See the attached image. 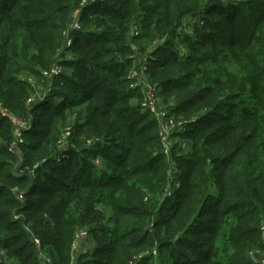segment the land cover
I'll return each mask as SVG.
<instances>
[{
  "label": "trees",
  "instance_id": "1",
  "mask_svg": "<svg viewBox=\"0 0 264 264\" xmlns=\"http://www.w3.org/2000/svg\"><path fill=\"white\" fill-rule=\"evenodd\" d=\"M82 3L0 0V103L13 116L0 108V264H153V250L162 264H264V0ZM197 16L181 57L174 39ZM136 44L186 122L169 155L125 79ZM58 63L29 108L28 78L45 86ZM15 115L31 127L20 152ZM82 229L91 240L75 258Z\"/></svg>",
  "mask_w": 264,
  "mask_h": 264
},
{
  "label": "built area",
  "instance_id": "2",
  "mask_svg": "<svg viewBox=\"0 0 264 264\" xmlns=\"http://www.w3.org/2000/svg\"><path fill=\"white\" fill-rule=\"evenodd\" d=\"M103 0H83L82 6H86L87 3H96V2H102ZM82 13L78 12L75 17L73 18L70 26L68 29H66L63 32V35L66 39V47L70 48L73 44V33L76 31H80L82 29ZM202 16L197 17H190L188 18L181 27L178 29V36L174 39V41L177 44H180V48L185 49L181 43L180 37L184 33H192L194 27L201 22ZM143 19V18H142ZM142 33V24L141 22H135L132 26L131 34L133 37H139ZM181 57H184V53L181 51L180 53ZM66 56H69L67 54ZM140 54L138 57V60L136 63H134L133 68L128 72L127 78L131 82V89L132 90H139L142 97L140 99V106L143 108L145 112L150 113L158 122L160 126V136L162 140V146L163 151L166 155H169L171 152V147H169L168 142H170L171 135H174V133H184L186 132V122L183 119H180L176 117L174 114H171L170 111L163 109L160 104L157 102L156 96L161 92V88L158 85L153 84L150 82L148 78V67L147 64L144 63V61L141 60ZM63 59V58H62ZM61 59L59 58V61ZM64 71V68H62L59 63L55 65V67L50 72H44V77L46 79L45 86L39 83L38 79V86H33V79L36 77H29L28 82L33 87L34 91H36L35 94H33L28 99V106L31 108L33 105L40 103L43 101L50 93L52 92L53 88V80L61 75ZM36 80V79H35ZM41 88V89H39ZM0 108L4 113L7 115H11L10 111L3 107V105L0 103ZM12 116V115H11ZM13 117V116H12ZM14 121L16 125L15 129V151L20 152L19 145L23 143V133L27 130H29L31 127L28 125L27 122L23 121L21 117L15 115ZM72 134V129L69 126L64 131V137L59 142L60 148H63L65 143H63V140L65 141L66 138L70 137ZM65 155L61 153V156H59L60 159L64 158ZM22 198V197H21ZM90 233L87 229L80 230L76 236L75 240L73 242V250H76L77 247L90 239ZM35 243L38 245L40 244V241L38 239H35ZM153 256L156 258L158 253L156 250L152 251ZM142 256V255H141ZM44 264H52V261L49 257L44 255Z\"/></svg>",
  "mask_w": 264,
  "mask_h": 264
},
{
  "label": "rangeland",
  "instance_id": "3",
  "mask_svg": "<svg viewBox=\"0 0 264 264\" xmlns=\"http://www.w3.org/2000/svg\"><path fill=\"white\" fill-rule=\"evenodd\" d=\"M239 1H242V0H223V2L224 3H233V2H239ZM184 44V43H183ZM137 46H136V49H142L143 48V46L142 45H140V44H136ZM185 45V44H184ZM175 50H177V51H179V52H183L184 53V55H186V53L187 52H189L190 53V49H183V48H180V47H176L175 48ZM146 52V50H141V52H139V54L140 55H142V54H144ZM66 70H70V68H68V67H66L65 68ZM128 75V74H127ZM127 75L125 76V79H126V81H127V83H128V89H131V82L129 81V79L127 78ZM36 79V80H35ZM35 79H33V86H37V87H40V86H38V81H37V78H35ZM149 81H151V80H149ZM152 82V81H151ZM156 85V84H155ZM39 89H41V88H39ZM36 93V91H33L32 92V95L33 94H35ZM165 98V96L164 95H162V94H158L157 96H156V99H157V102L160 104V106L163 108V109H165V110H170V104H171V102L170 101H167L166 99H164ZM60 98H56L55 99V101H58ZM133 103H135V104H138V103H140L138 100H134L133 101ZM142 110H144L143 108H141ZM70 125H68L67 126V128L69 127ZM159 126V125H158ZM65 128V127H64ZM67 128H65L64 129V131L67 129ZM159 132V131H158ZM179 137H177V136H173V135H171V137H170V142H168V145H169V147H171V146H173V145H175L177 142H179ZM23 141H25V138L23 137ZM182 142L183 143H185V141L184 140H182ZM99 165H101V168H104V165L102 164V162H101V160L100 161H98L97 162ZM101 163V164H100ZM91 240V239H90ZM90 240H88V241H90ZM92 244L93 243H91L90 244V242L88 243V248L90 249L91 248V246H92ZM81 253V250H79L78 252H76L75 253V258L76 257H78V255ZM147 253H152V252H149V251H147ZM155 258V257H154ZM162 259L160 258V256H159V253H158V255H157V257L153 260V264H160V262H161V264L162 263H164L163 262V260L161 261ZM169 262V261H168Z\"/></svg>",
  "mask_w": 264,
  "mask_h": 264
},
{
  "label": "crops",
  "instance_id": "4",
  "mask_svg": "<svg viewBox=\"0 0 264 264\" xmlns=\"http://www.w3.org/2000/svg\"><path fill=\"white\" fill-rule=\"evenodd\" d=\"M91 239V238H90ZM89 239V240H90ZM86 249V244L83 242V243H81L78 247H77V252L79 251V250H81L82 251V249Z\"/></svg>",
  "mask_w": 264,
  "mask_h": 264
}]
</instances>
